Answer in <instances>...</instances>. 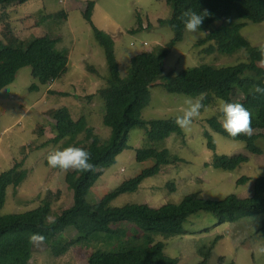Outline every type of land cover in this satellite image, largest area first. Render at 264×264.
Returning <instances> with one entry per match:
<instances>
[{
    "label": "rangeland",
    "instance_id": "374dc122",
    "mask_svg": "<svg viewBox=\"0 0 264 264\" xmlns=\"http://www.w3.org/2000/svg\"><path fill=\"white\" fill-rule=\"evenodd\" d=\"M91 2L96 4L92 14L94 25L115 42L122 77L128 75L133 57L143 53L159 56L174 39L171 28L160 23L172 16L167 0H32L0 7V44L14 42L15 47L23 49L32 40L49 36L56 51L69 60L67 71L61 76L51 74L46 85L34 79L31 67H25L0 93V175L20 163L23 165L20 168L27 172V179L19 188H8L0 218L28 213L48 201L51 212L47 222L53 223L63 211L74 206V193L66 183L67 174L74 170L63 172L47 163L49 153L69 147L68 139L55 142L61 126L53 118V111L67 108L74 121L85 118L103 143L111 136V129L104 124L106 104L100 92L111 85L112 76L105 48L85 18ZM235 22L246 23L241 34L253 47L264 46V23L254 24L240 18H235ZM227 25L228 21L222 20L207 30L185 32L183 41L170 50L165 60L163 77L151 87L150 105L142 113L144 120L176 119L182 114L189 96L168 93L164 85L183 71L202 65L231 67L249 61L246 50L225 55L217 50L215 42L200 44L210 32ZM33 85L39 89L32 90ZM218 103L202 109L190 130L181 129V135L174 134L160 142L151 143L145 129L131 130L130 149L105 171L88 193L87 201L100 202L123 182L151 168L154 161H137L138 150L147 148L168 150L172 163L163 166L157 176L146 179L137 192L114 199L111 208L138 204L158 209L180 204L187 196L197 193L211 201H223L232 195L250 198L256 180L264 177V152L254 155L245 143L228 139L211 128L209 119L220 118ZM207 134L216 143L215 152L208 148ZM252 134H264V130ZM79 145L89 147L91 141L81 135L70 146ZM258 145L264 150L262 141ZM216 154L229 157L242 154L249 162L226 172L212 166ZM243 179L247 181L240 182ZM263 222L264 215H259L219 224L213 215L200 213L188 220L183 236L156 239L165 243L166 255L178 259V264L204 261L205 264H264V255L255 251L264 238ZM118 229L119 233L92 235L80 242L77 231L70 228L56 238V251L46 243L34 245L30 264H90L95 253L119 256L144 247L143 239L132 227L121 224ZM202 250L207 251L206 255L212 252L211 256L207 259Z\"/></svg>",
    "mask_w": 264,
    "mask_h": 264
},
{
    "label": "trees",
    "instance_id": "16d2710c",
    "mask_svg": "<svg viewBox=\"0 0 264 264\" xmlns=\"http://www.w3.org/2000/svg\"><path fill=\"white\" fill-rule=\"evenodd\" d=\"M29 1L32 0H0V7ZM167 4L172 9L171 19L161 20L160 23L171 28L174 39L159 56L143 53L133 57L126 77L121 76L113 38L97 29L92 21L96 4L94 2L88 4L85 18L93 28L97 40L105 48L112 76L111 85L100 92L106 104L104 124L111 129V136L103 143L94 128L88 127L85 118L74 121L67 108L53 111V118L61 126L55 142L68 139L66 145L70 146L79 136L85 135L86 139L91 141V145L77 147L91 153L90 162L94 164V170L90 172L74 170L67 174L66 183L74 193L75 203L73 207L63 211L55 222H47L51 212V203L48 201H44L39 208L28 213L0 218V264H30L34 244L29 242V237L33 233L44 235L46 237L44 243L56 251L58 245L56 238L70 228L77 231L79 241L83 242L92 235L109 236L119 233L118 226L121 224L132 227L143 239L144 247L130 249L119 256L95 253L90 264H178V259L166 255L165 243L158 241L156 237L170 239L183 236L188 220L200 213L213 215L219 224H232L264 215V177L256 180L250 198L239 199L232 195L223 201H211L201 198L197 193L187 196L180 204H168L158 209L138 204L111 208L110 203L114 199L123 194L137 192L146 179L157 176L163 166L172 163L168 150L160 151L154 148L141 149L137 152L138 162L154 161L151 168L123 182L100 202L94 204L87 201L88 193L105 171L117 163L120 154L130 149L131 130L145 129L151 143L166 140L174 134H182L181 128L175 123L176 119L147 121L142 118V113L150 105L151 87L164 75L165 60L170 50L184 39L186 30L180 17L189 8L197 12L206 9L210 13L201 25L202 29L207 30L222 20L228 21L227 26L210 32L200 44L215 42L217 50L225 55H234L246 50L249 61L231 67L202 65L187 69L164 85L166 91L192 98H198L203 93L205 108L221 99L241 103L253 114V130H264V95L252 92L255 85L264 87V69L258 63L262 58L260 51L264 46L253 47L241 34L246 23L235 22V18H240L254 24L264 23V0H167ZM140 25L142 27L141 20ZM3 44H0V93L15 81L20 70L25 67H31L34 79L43 85L48 83L51 74L61 76L67 71L68 58L56 51L49 36L36 38L23 49L15 47L14 42ZM247 73L254 76L246 77ZM37 89L38 85L32 86V90ZM221 119L222 114L220 118L213 117L208 121L216 133L233 141L245 143L247 150L254 155L263 154L264 150L258 143L262 141L264 144V134L230 137L221 127ZM207 138L209 150L215 152L216 143L210 134H207ZM248 162V157L242 154L233 157L216 154L212 166L218 170L232 172ZM20 167H23L22 163L0 175V208L8 188H19L27 179V172ZM246 181L247 179H243L240 182ZM261 233L264 237V222ZM206 252L201 251L208 259L212 252L207 255ZM205 263L206 261L201 264Z\"/></svg>",
    "mask_w": 264,
    "mask_h": 264
},
{
    "label": "clouds",
    "instance_id": "9594fccd",
    "mask_svg": "<svg viewBox=\"0 0 264 264\" xmlns=\"http://www.w3.org/2000/svg\"><path fill=\"white\" fill-rule=\"evenodd\" d=\"M210 13L205 9L202 12L187 9L181 14V21L185 30L190 33L197 32ZM206 34V33H205ZM261 59L258 61L260 66H264V48L260 51ZM253 94L264 95V87L255 85L252 89ZM205 94L199 98L188 97L184 103L186 107L181 115L176 117L175 123L182 130H190L194 120L201 116V110L205 108L203 104ZM27 107V105H25ZM218 110L222 114L221 127L230 137L241 135L251 136L252 112L243 104L238 102H226L219 100ZM91 161V153L82 147L69 146L63 150L56 149L47 156V163L51 168L59 169L63 172L75 170L78 172H90L94 170V164ZM252 220V219H251ZM253 221V220H252ZM46 237L40 233H33L29 237V242L34 245L43 244ZM258 255H264V238H261L255 249Z\"/></svg>",
    "mask_w": 264,
    "mask_h": 264
}]
</instances>
